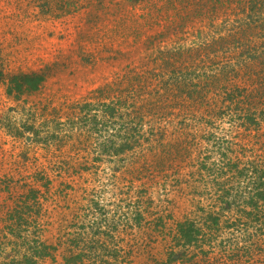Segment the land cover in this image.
I'll list each match as a JSON object with an SVG mask.
<instances>
[{
	"label": "rangeland",
	"instance_id": "374dc122",
	"mask_svg": "<svg viewBox=\"0 0 264 264\" xmlns=\"http://www.w3.org/2000/svg\"><path fill=\"white\" fill-rule=\"evenodd\" d=\"M263 36L264 0H0V264H264Z\"/></svg>",
	"mask_w": 264,
	"mask_h": 264
},
{
	"label": "trees",
	"instance_id": "16d2710c",
	"mask_svg": "<svg viewBox=\"0 0 264 264\" xmlns=\"http://www.w3.org/2000/svg\"><path fill=\"white\" fill-rule=\"evenodd\" d=\"M250 9H252V7ZM190 14H191V12L182 14L181 16L179 15V18L181 20L184 19V20H187L190 23H192V21L195 19V15H194V13H192L191 15ZM198 16L201 17V15H198ZM179 28H180V31L182 32V34H184V35H188L190 33L189 29H187L184 26H180ZM263 38H264V36H263ZM185 40H186V38H185ZM235 45H237V48H239V49L242 46V49H243V52L241 53L242 55L246 54L248 56L254 57L252 52L256 53V51H257V49L255 47H252V49H251L249 46H247L245 44H241V46L238 44H235ZM258 46H259L258 49L261 52H264V42H262ZM260 72L264 76V62H262V64H261ZM3 79H4V74L0 69V80H3ZM43 82H44V75H39V74L21 75V76L13 77L9 80L10 87H9L8 94L11 95L13 91H15L19 95L23 94L25 92L38 91L39 87L41 86V84ZM251 121H255V120L253 119ZM125 149L130 150L131 147L128 146L127 144H123V146H121L119 148V151H124ZM117 153H120V152L117 151ZM230 166L231 167L229 169H232V168L236 169L238 167V165L236 163H233ZM238 173L240 175H242L240 172H238ZM259 191L260 190H258V189H254V192H256L255 196L252 195L251 197H249V204L248 205H251V207L253 209H255V208L258 209V206H257L258 200L259 201H260V199L264 200V193L259 192ZM229 192H230L229 190L224 191L223 195L220 199L222 200L223 196L224 195L227 196ZM30 194H28L26 196L25 200L30 201V198H31V199H33L31 201V203L29 205H27V203H29V202H27V203L24 202V203H22V205L15 207L11 212L10 219H12L15 223H17V226L19 228H26V227L31 228V226H32L33 227L32 229L35 233H36V231L38 233H41L40 232V230L42 229L40 227L41 223L43 222V220L48 221L49 218H47V216L45 215V212L43 211L44 209H43L42 204H39L41 202L39 201V199L36 198V194H35V197H32ZM223 203H225L224 200H223ZM25 209L26 210L28 209V211H26ZM24 210L26 211L25 214H24ZM29 212H31V216H28ZM207 221H210V223L213 225L214 229H218L221 226L220 218L217 215L216 216H214V215L208 216ZM255 221H257V220L255 219ZM255 221H253V222H255ZM49 223H50V226H53L52 221ZM263 226H264V224H263ZM202 229H203V226L200 227L195 222L186 221V222L179 224L177 233L179 236L178 239L183 241L182 247L188 248L190 246L200 245V241L205 237V235L207 233H209V232H206L204 229L203 230ZM215 232H217V231H215ZM208 243H211V242H208ZM36 244H38V246H35V248H38V250L41 253V254H37V255H40V256H45L47 254L49 255L50 252L48 250H50V251L55 250L54 247H46L45 243H40L41 244L40 245L39 242H37ZM45 250L47 252H45ZM78 260H80V257L75 256V257L70 258L69 260L67 259L65 263L77 264Z\"/></svg>",
	"mask_w": 264,
	"mask_h": 264
}]
</instances>
